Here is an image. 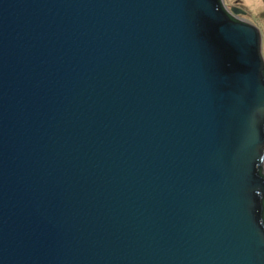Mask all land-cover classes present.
<instances>
[{
  "label": "water",
  "instance_id": "1",
  "mask_svg": "<svg viewBox=\"0 0 264 264\" xmlns=\"http://www.w3.org/2000/svg\"><path fill=\"white\" fill-rule=\"evenodd\" d=\"M223 0H0V264H264V61Z\"/></svg>",
  "mask_w": 264,
  "mask_h": 264
},
{
  "label": "rangeland",
  "instance_id": "2",
  "mask_svg": "<svg viewBox=\"0 0 264 264\" xmlns=\"http://www.w3.org/2000/svg\"><path fill=\"white\" fill-rule=\"evenodd\" d=\"M223 2L227 10H229V6H236L243 10V15L233 14V16L237 20L251 24L259 30L260 51L264 61V0H223Z\"/></svg>",
  "mask_w": 264,
  "mask_h": 264
},
{
  "label": "flooded vegetation",
  "instance_id": "3",
  "mask_svg": "<svg viewBox=\"0 0 264 264\" xmlns=\"http://www.w3.org/2000/svg\"><path fill=\"white\" fill-rule=\"evenodd\" d=\"M233 8L236 9V8H238V7H236V6H229L228 9L230 10V9H233Z\"/></svg>",
  "mask_w": 264,
  "mask_h": 264
}]
</instances>
